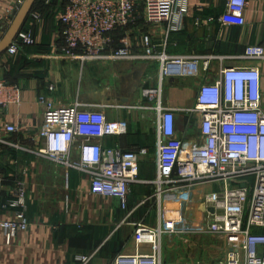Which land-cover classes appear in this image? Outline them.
Returning <instances> with one entry per match:
<instances>
[{
  "label": "built area",
  "instance_id": "obj_1",
  "mask_svg": "<svg viewBox=\"0 0 264 264\" xmlns=\"http://www.w3.org/2000/svg\"><path fill=\"white\" fill-rule=\"evenodd\" d=\"M25 1L14 0V6L20 7ZM51 2L45 0L46 4ZM248 5L249 0H228L224 12L207 22L226 27L245 26ZM188 14L189 6L181 0H66L58 15L63 30L57 52L82 64L152 61L158 63L160 82L167 77L206 76L194 107L184 110L199 124L201 137L193 142L179 138L178 109L163 105L161 87L147 91L150 100L156 101L157 112L153 180L156 196L167 200L177 194L186 198L189 206L196 186H217L218 189L203 196L202 202L206 216L204 231L219 234L226 245L223 257L212 264H264V82L260 66L252 64L264 62V41L247 45L238 56L171 54L168 46L172 36L183 30ZM41 19L42 14L32 10L26 23L31 21L32 25ZM147 26L162 30L160 42L155 41L152 29L146 30ZM37 43L32 29L22 28L7 53L16 55ZM213 60L221 67L217 77L210 81L207 73ZM229 60L251 64L225 65ZM49 90L54 91L55 87L50 86ZM20 93V87L0 80V104H19ZM39 103L45 109L39 134L43 146L39 152L57 165L88 176L93 194L117 198L121 207L127 209L131 186L139 181L140 156L147 150L105 147L100 140L126 135L128 122L109 119L98 104L84 105L76 100L56 106L45 94L39 97ZM5 130L8 134L18 132L12 124H7ZM2 143L7 141L0 139ZM75 152L77 158L73 157ZM3 180L0 172V183ZM9 210L14 211L13 217L2 219ZM27 212L25 181L16 183L7 201L0 194V228L7 244L28 229ZM185 223L198 232L202 221ZM163 235L161 224L139 225L134 236L136 245H148L151 252L120 255L111 264H172L162 255ZM92 259L93 255L80 256L79 262L89 264Z\"/></svg>",
  "mask_w": 264,
  "mask_h": 264
},
{
  "label": "crops",
  "instance_id": "obj_2",
  "mask_svg": "<svg viewBox=\"0 0 264 264\" xmlns=\"http://www.w3.org/2000/svg\"><path fill=\"white\" fill-rule=\"evenodd\" d=\"M13 1L0 0V16ZM181 1L188 4L189 14L183 30L172 36L168 46L171 54L238 56L244 53L247 45L264 41V0H249L247 24L232 27L207 22L208 18H217L224 12L228 0ZM197 21L203 22L197 24ZM48 25L47 21L35 24L37 46L23 48L16 55L6 52L0 56V80L21 88L19 104H0V139L7 141L0 144V172L4 177L0 183L1 199L4 202L10 199L16 183L25 181L27 198L33 200L41 196L48 205L38 212L28 209L29 227L11 244L6 243L0 228V264H80L79 257L86 255H93L90 264H111L120 255L150 253V246L136 245L137 227L148 223L146 215L151 211L156 213L157 221V213H164V202L172 203L169 207L175 208L180 196L173 194L167 200L156 196L157 188L153 183L156 177V101L145 97L144 92L161 87L163 105L178 109L176 127L179 138L193 142L201 137L199 126L195 135L192 117L185 111L194 107L198 87L206 76L167 77L160 82L158 63L152 61L94 62L92 73L97 84L106 80L111 85L108 91L113 92L111 87H117L120 81L124 96L113 98L112 94L107 96L103 89H99L91 91L90 96L95 97L93 100L79 101L84 105L98 104L109 119L125 120L129 126L126 135L107 137L100 140L101 143L105 147L147 150L140 156L139 181L131 186L129 206L123 209L117 198L93 194L88 176L59 166L39 152L43 146L39 134L45 113L39 97L50 96L56 106L76 101L64 95V86L70 83L69 63L78 62L59 56L60 32ZM152 31L155 41L160 42L162 30ZM3 34L4 31L0 30V39ZM245 64L251 62H225L228 66ZM252 64L260 66L264 82V62ZM220 67L217 60L212 61L207 73L210 81L217 77ZM50 86L55 90L50 91ZM118 104H124L125 108ZM7 124L16 126L18 132L8 134L5 130ZM73 157H78L76 152ZM216 189L218 187L213 184L196 186L184 219L203 220V196ZM57 196L62 201L51 206V199ZM13 214L14 211L9 210L2 219L11 218Z\"/></svg>",
  "mask_w": 264,
  "mask_h": 264
},
{
  "label": "rangeland",
  "instance_id": "obj_3",
  "mask_svg": "<svg viewBox=\"0 0 264 264\" xmlns=\"http://www.w3.org/2000/svg\"><path fill=\"white\" fill-rule=\"evenodd\" d=\"M65 1L66 0H52V3L51 5L49 4V7H43L41 19L42 21L30 25L32 26L30 29H32L33 33L35 32V28L33 29V26H35V24H40L43 21H47L49 24L48 26L55 31H59L61 36L63 28L59 23L58 15L60 12H62L63 7L65 6ZM21 7L22 6L17 7V5L14 6V2L7 4L4 14L0 16V25H2V29L0 30L4 31V34L13 23ZM42 41H45V39H43ZM93 66H95L94 62H90V64L87 63L86 65L80 62L69 63L70 83L64 86V95L67 97H72L74 100H93L95 97L90 96L91 91H99V89H103V92H105L107 96H109V94H112L113 98L123 97L124 91L120 86V81H118L117 87L116 85H113L111 87L113 88V92L112 90L111 92L110 90L108 91V87L111 85L108 84L106 80L100 85L97 84L98 82L93 78ZM147 91L148 90L144 92L145 97L147 95ZM95 100H98V98H96ZM118 105L122 108L125 107L124 104ZM191 123L194 126V133L195 135H197L199 132L197 120L192 117ZM185 197H188L187 194L185 195ZM185 199L186 198L181 196V198L178 199L175 208L171 206L169 207V205H172V203L165 201L164 213L160 214V212H158L156 221V213L151 211L148 215H146V221L148 222L146 225L148 227H156L160 224L163 226L164 235L161 241L162 255L167 263L183 264L192 263L195 261H201L210 264L215 263L218 261V259L223 257L226 251L224 238L219 234H210L204 231L203 223L206 221L204 210V221L201 220L202 223L200 231L197 232L188 228L186 226L187 223H185L186 220H184V218L186 217L185 213L189 208ZM45 201L47 200L45 198H42L41 196H38V199L34 198L33 200L27 198L28 209L35 212L41 211L44 206H48ZM59 201H62L59 196H57L56 199L55 197H53L51 199V206L58 205ZM166 215L168 216V218L165 217ZM188 220H192V218H188ZM131 231L133 234V229Z\"/></svg>",
  "mask_w": 264,
  "mask_h": 264
},
{
  "label": "water",
  "instance_id": "obj_4",
  "mask_svg": "<svg viewBox=\"0 0 264 264\" xmlns=\"http://www.w3.org/2000/svg\"><path fill=\"white\" fill-rule=\"evenodd\" d=\"M36 1L37 0H26L25 3L22 5L13 23L10 25L9 29L0 39V56L7 52V49L10 47L12 42L17 37L18 33L25 25ZM210 211L213 212L214 210L210 209Z\"/></svg>",
  "mask_w": 264,
  "mask_h": 264
},
{
  "label": "trees",
  "instance_id": "obj_5",
  "mask_svg": "<svg viewBox=\"0 0 264 264\" xmlns=\"http://www.w3.org/2000/svg\"><path fill=\"white\" fill-rule=\"evenodd\" d=\"M52 3V2H51ZM51 3H50V5H51ZM49 4H46L45 3V0H37L36 1V3L34 4V6H33V8H32V10H38L41 14H42V9H43V7H49L50 6ZM31 10V11H32ZM28 23L29 22H27L24 26H23V28L24 29H29V28H31L32 26H30V25H28ZM63 28V27H62ZM33 29H34V26H33ZM61 42H62V40H61ZM34 47V46H33ZM25 48H30V47H25Z\"/></svg>",
  "mask_w": 264,
  "mask_h": 264
}]
</instances>
